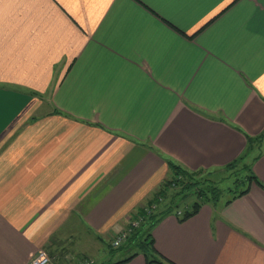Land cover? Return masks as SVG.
Here are the masks:
<instances>
[{
	"label": "crops",
	"instance_id": "crops-1",
	"mask_svg": "<svg viewBox=\"0 0 264 264\" xmlns=\"http://www.w3.org/2000/svg\"><path fill=\"white\" fill-rule=\"evenodd\" d=\"M259 134L264 0H0V264L90 247L97 263L168 162L240 156L259 183L168 212L150 257L116 264H264Z\"/></svg>",
	"mask_w": 264,
	"mask_h": 264
},
{
	"label": "trees",
	"instance_id": "trees-1",
	"mask_svg": "<svg viewBox=\"0 0 264 264\" xmlns=\"http://www.w3.org/2000/svg\"><path fill=\"white\" fill-rule=\"evenodd\" d=\"M262 136V134H259L255 137H247V146L246 149L247 151L250 150L253 147V144L256 141H259ZM255 145V144H254ZM256 157V156H255ZM242 156L237 157L236 159L232 160L231 162L225 164L226 168H230L234 166L239 160H241ZM168 165L171 169L172 175L175 177L174 179L177 181L182 182L181 190L180 192H183L185 190H194L196 192L197 196L203 197L205 200H197L194 198V200H191L189 202V207L188 208H180L181 211L180 213L177 214L175 210H172L171 206L172 204H168L166 207L162 208H157L159 203L162 202L161 200L163 197H165V189L163 187H159L157 190H155L152 194V197L146 202L145 205L140 206L137 209L136 215L137 217L141 218V221L137 228H133L128 234V237L126 238V241L123 244H119L117 248L110 246V252H113L112 249H119V248H128L129 245L127 246L128 243L136 241L137 239V247L138 249L128 253L126 256L119 258L115 261L109 262V263H100V264H116V263H121L124 261L129 260L131 257H133L136 253L142 252L144 256H149L151 250H153V237H152V228L154 225L163 217L165 214L168 212H173L177 214L178 218L180 220H183L184 218L192 215L198 208L199 206L204 203V202H211V203H217L220 201L221 198V189L216 184L215 182L207 179L205 182L207 183L204 188H199L198 186L199 182H196L193 180V172L195 170H187L182 168L181 166L173 163V162H168ZM243 170H245V174L243 179L238 183L233 192L231 193L230 197L225 199V202H228L229 200L242 195L245 193L248 188H249V183L251 180H255L258 182L256 179L255 175L253 174L251 167L248 163H243L242 164ZM185 179L184 181L182 179ZM259 183V182H258ZM235 184V185H236ZM196 199V200H195ZM171 205V206H170ZM147 207V208H146ZM147 209V210H146ZM139 213V214H138ZM135 216V214H134ZM136 217V216H135ZM141 236V238H138V236ZM150 257V256H149ZM148 262H157L159 264H163L160 260L158 259H153V258H148ZM95 264V263H93Z\"/></svg>",
	"mask_w": 264,
	"mask_h": 264
},
{
	"label": "rangeland",
	"instance_id": "rangeland-1",
	"mask_svg": "<svg viewBox=\"0 0 264 264\" xmlns=\"http://www.w3.org/2000/svg\"><path fill=\"white\" fill-rule=\"evenodd\" d=\"M261 139L259 141H256L254 144L256 145V143L258 142V144H261L262 142H264V136L260 137ZM244 162L241 160H239L234 166L230 167V168H222L221 170H204V169H197L193 172V180H195L196 182H199L198 186H200L199 188H204L206 186V180L209 179L213 182H215L216 184H218V186L221 189V198L220 201H224L226 198L230 197L231 193L233 192V190L235 189V187L238 185L236 184V182H240L245 174V170H243L242 168V164ZM175 177L171 174L170 176H167V178H165L164 180H162V182L157 186L154 187L153 192L155 190H157L159 187H163L165 189V197H163V199L161 200L162 202L159 203L157 208H164L166 207L168 204H172L171 208L172 210H175L176 212L181 211L180 208L184 209V208H188L189 207V202L191 200H194V198H196L197 200H202L204 201L205 199L201 196H197L196 192H194V190H185L183 192H180L181 188V181H177V179H174ZM183 181L185 180L184 178L182 179ZM236 184V185H235ZM153 193L150 194L149 198L152 196ZM195 199V200H196ZM145 202L141 201V205L143 206ZM147 208V207H146ZM147 210V209H146ZM136 211V210H135ZM134 210L132 211V213H129V216L127 217V219L125 220V225L124 227L121 229L123 230V232H125L126 237L119 243V244H123L126 241V238L128 237V233L135 227L137 228V226L139 225L141 218L137 217L136 213ZM135 214V216H134ZM139 214V213H138ZM120 230V231H121ZM120 234L119 231L115 234L116 236ZM89 235V234H86ZM115 235H113L112 239L114 237H116ZM142 235L138 236V238H141ZM111 239V240H112ZM138 240V239H137ZM137 240L130 242L127 244V246L129 245L128 248H119V249H112L113 252L107 253L106 256L101 257L99 254H93L94 257H96L97 259V263L95 264H100V263H109L112 261H115L119 258H121L122 256L127 255L128 253L138 249L137 247ZM103 245L109 248L111 246L117 248V246H119V244L117 245H112L111 241L110 243L108 242L109 240L104 237L103 238ZM109 246V247H108ZM94 250V249H93ZM90 248H87L86 251L84 252H78V253H74V252H66V254L64 255V253L61 254H55L53 256V259H51V261L54 264H75L77 261L79 260H83L88 258L89 260H91L93 262V258L91 257H85V255H83L84 253H91L89 251H93ZM110 250V248H109ZM95 251V250H94ZM63 259V260H62Z\"/></svg>",
	"mask_w": 264,
	"mask_h": 264
},
{
	"label": "built area",
	"instance_id": "built-area-1",
	"mask_svg": "<svg viewBox=\"0 0 264 264\" xmlns=\"http://www.w3.org/2000/svg\"><path fill=\"white\" fill-rule=\"evenodd\" d=\"M119 233L120 234H118L117 236L115 235L116 237H114L111 240V244L114 246L119 244L126 237V234L125 232H123V230L119 231ZM29 264H54V263L51 261V257L49 256V254L44 249L39 248L30 258ZM75 264H93V262L88 258H86L77 261Z\"/></svg>",
	"mask_w": 264,
	"mask_h": 264
}]
</instances>
